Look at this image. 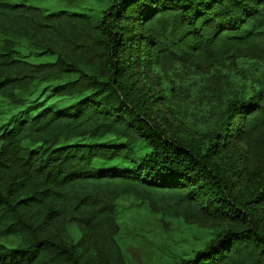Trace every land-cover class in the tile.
Returning <instances> with one entry per match:
<instances>
[{
  "label": "trees",
  "instance_id": "16d2710c",
  "mask_svg": "<svg viewBox=\"0 0 264 264\" xmlns=\"http://www.w3.org/2000/svg\"><path fill=\"white\" fill-rule=\"evenodd\" d=\"M27 1L0 0V102L23 106L33 87L50 84L72 103L0 124V264H126L117 241L123 196L169 217L225 222L175 264H264V81L227 101L199 146L155 123L132 82L146 60L201 70L264 62V0H113L97 17ZM25 41L54 60H22ZM239 147L261 181L247 197L223 156ZM70 223L84 230L91 255L64 242Z\"/></svg>",
  "mask_w": 264,
  "mask_h": 264
},
{
  "label": "rangeland",
  "instance_id": "374dc122",
  "mask_svg": "<svg viewBox=\"0 0 264 264\" xmlns=\"http://www.w3.org/2000/svg\"><path fill=\"white\" fill-rule=\"evenodd\" d=\"M112 1L27 2L45 13L64 10L97 17ZM18 50L19 57L30 63L54 60L51 56L40 54L26 41ZM70 79H74V76L66 75L63 78L65 81ZM263 81L264 62L248 58L229 59L217 67L205 70L192 65H159L146 60L145 66H140L132 78L139 96L150 105L155 123L174 138L194 146L203 145L216 130L227 101L247 98ZM28 99L30 102L19 107L0 102V124L18 112L49 107L64 109L72 103L71 99L53 94L50 84L33 87ZM239 148L238 153L232 148H226L223 156L226 155L225 160L234 163L240 171L238 191L241 196L247 197L256 188H261V181L248 174L256 160L245 153L242 147ZM116 205L119 226L117 241L126 264H175L207 246L225 226V222L213 219L169 217L131 196L121 197ZM63 240L85 257L92 253L84 230L76 223L67 225Z\"/></svg>",
  "mask_w": 264,
  "mask_h": 264
}]
</instances>
